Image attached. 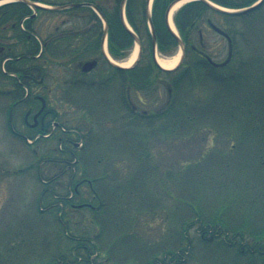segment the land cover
Wrapping results in <instances>:
<instances>
[{
    "label": "rangeland",
    "instance_id": "obj_1",
    "mask_svg": "<svg viewBox=\"0 0 264 264\" xmlns=\"http://www.w3.org/2000/svg\"><path fill=\"white\" fill-rule=\"evenodd\" d=\"M48 1L63 4L90 0ZM94 1L108 10L112 9L115 1L117 4L121 2ZM221 1L241 5L253 0ZM129 2L138 23L145 28L144 16L143 20L139 19L141 11H145V0ZM187 3L185 0L173 14L179 34L181 30L177 16L187 26V15L194 17L199 12L193 6L182 11ZM198 15L189 22L198 24L192 31L196 45L201 47L200 28L205 42L203 51L214 60L220 61L227 56L229 44L223 35L211 27L209 20L234 37L235 54L230 67L221 69L222 73L219 71L213 76L208 73L205 78L202 75L205 68L197 66L195 72L191 70L185 80L187 85H191L188 91L180 89V85L174 86V80L186 72L190 56L191 59L194 57L191 51L184 64L172 74L154 70L156 75L152 76L149 87L137 89L132 86L127 91L138 115L159 112L170 94L177 97L188 95L190 98L193 93L194 101L207 100L204 104H190L192 111L200 116L195 125L199 132L189 139L164 136L159 131L161 120L148 126L142 119L135 122L122 119L125 115L129 118L130 106L123 107V99L117 95L116 107L112 105L110 108L112 100L108 92L107 99L103 101L107 100L105 114L101 118L94 114V120L87 123L80 109L82 106L78 105L82 102L74 100L66 103L63 99L64 89L75 77L86 81L107 78L111 69L103 60L96 69L85 74L74 71L75 65L84 59H78L72 65L50 64L47 73L37 77V81L44 79L42 83L27 84V90L32 94L45 96L48 108L57 114L56 120L67 128L78 127L85 132L82 145L85 150L89 143L85 144L86 138L90 137L89 141L95 146L98 144V149L89 153L91 162L85 165L87 175L98 177L96 187L103 205L97 215L90 208H72L62 204L65 207L60 209L62 205L55 201L53 192L64 195L70 192L72 172L63 173L61 157H50L54 156L52 149L60 147L58 136L44 137L28 145L20 135L11 131L8 124L9 109L16 96L13 93L10 96L0 94V264H65L66 258L62 254H81L83 250L77 245L83 246L81 239L84 238L95 239L101 249L96 248L100 254L90 257L95 264H261L258 257L246 263L236 247H227L219 241L222 236L219 239L210 234L203 237V227L198 222L194 206H203L199 204L201 202L204 204V214L213 213L220 207V200L217 204L213 201L216 195L230 198L228 201L232 202L240 193L253 188V181L264 179V2L243 15L226 16L211 8L203 9ZM34 19L35 32L42 42L97 24L92 11L86 7L38 10ZM142 33L144 52L141 65L147 67L152 61L150 41L149 36ZM9 34H13V31L10 30ZM3 41L10 40L5 38ZM137 45L135 42L122 62L130 59ZM170 45L166 51L159 49L158 53L175 54L179 46ZM112 82V90L118 92L122 79L115 78ZM11 87L12 83L4 85L0 82V88L6 90ZM93 92V89L84 90L80 96L94 102ZM27 108L23 104L14 111L15 130L23 134H29L24 123ZM206 112L211 114L212 119L208 120L209 125L205 123L200 126L201 115ZM32 119L31 116L29 120ZM123 121H126L125 124ZM151 127L157 129V134L151 132L148 138H141V134ZM122 140L123 144H120ZM114 144L120 152L114 153L113 149L104 148L105 145L112 147ZM82 146L79 147L83 149ZM141 147L149 149L151 163L147 170L138 163L139 158L145 156ZM100 153L108 157L101 161L106 163L93 162L92 158L101 156ZM196 161L199 162L194 168L187 171L186 166ZM106 168L110 174L103 176ZM79 173L78 178L84 176ZM195 181L204 186L194 185ZM46 186H50L51 190L44 191ZM218 186L224 190L219 192ZM116 187L119 194L115 193ZM197 192L202 195L195 200L193 196ZM205 195L208 197L206 200ZM86 200L93 204L99 201L93 199L91 193ZM172 249L174 255L170 257ZM73 256L71 264H83V261H75L78 258Z\"/></svg>",
    "mask_w": 264,
    "mask_h": 264
},
{
    "label": "trees",
    "instance_id": "obj_2",
    "mask_svg": "<svg viewBox=\"0 0 264 264\" xmlns=\"http://www.w3.org/2000/svg\"><path fill=\"white\" fill-rule=\"evenodd\" d=\"M45 1L49 2L48 0ZM90 1L96 3L100 7L108 21L109 50L111 54L116 58L126 57L129 53V50L134 44V38L122 23L120 16V4H117L115 1L112 9L108 10L104 5L99 4L94 0ZM172 1L173 0H155L154 2L153 23L157 33L158 43L161 51H166V49L171 46L170 44H177L175 38L168 29L165 20L166 10ZM228 5L235 4L228 3ZM192 6L199 12H197L194 17L192 15L189 16L186 14L187 17L185 18L186 20H184L186 21V24H188L187 26L183 24V20L181 19V17H179V15L177 16V22L180 25L182 31L187 30L192 24L189 23L190 19L198 18V13L203 11V9L208 8L203 2L194 1L188 3L182 11H185V9L189 7L191 8ZM89 9L92 11L93 17L96 20L97 24H94L85 30L73 31L69 34L57 36L56 38L44 39L43 46H41L40 40L36 36L37 33L35 32V26L33 25V21L35 19L28 17L32 14V9L30 8V6L19 1L9 2L0 6V53L3 52L2 58H5L6 56L11 57L6 63L7 72L2 69L0 70V82H2V84L4 85H10V83H12L15 86V89L18 93L15 99L21 100L24 97L25 93L24 83L29 84L30 82H32L31 80H36L39 76L43 77L47 73V68L50 64L68 63L69 65H72V63L78 59L86 60L94 56L102 55L101 43L103 36V24L97 13L92 8ZM42 10L52 11L48 9ZM127 11L130 23L133 25L141 38L143 39L142 32H145L149 36L148 38L150 41L149 44L152 55V36L149 29H147L148 25H145V28L141 27V24L138 23V20L133 14L130 2L128 3ZM142 15L144 16V20L147 24V16L144 10L141 11V17L139 18L141 20H143ZM10 30L13 31V34H9ZM9 37H12V39H10ZM5 38H8L10 41L4 42L3 40H5ZM82 61L75 65L74 71L76 72V74H80L82 72L80 68ZM108 65L111 69V72L109 73L110 75L105 79L99 81H85L80 79V77H75L67 86H65V95L63 99L66 100V103H68V101L74 102V100L82 102V104L78 103V105L82 106L80 107V109L82 111V115L84 116L83 119L87 123H91L94 120L95 115L101 118L105 114L104 111L108 109L104 108L107 100L105 102L103 101L107 99V92L109 93V97L112 100V103L110 102V108H112V105L116 107L115 99L117 95H120L119 98L123 99V107H129L130 103L128 100L127 92L129 87L135 86L137 89H144L149 87L153 81L152 76L156 75L154 74V70H156L157 72H164L166 74L173 73L172 71H166L160 68L155 63L153 56L152 61L147 64V67L142 66L141 63L132 68H117L112 66L111 64ZM205 70L206 73H204ZM205 70H203L202 72V75L205 78L208 77V73H212V76L216 73L214 71H210L209 69ZM9 72L14 73L15 75H11ZM190 74V64L187 63L186 72L177 76L178 78L174 80V86L180 85V89L184 88L186 91H188L187 89L191 85H187V82H185V80L190 76ZM115 78L122 79L121 84L118 86V92L117 90H112V85H114L112 81ZM19 79H21V81ZM92 89L94 90V92L91 95L92 99L94 98L95 100L94 102H92L90 99H84L80 96V92ZM65 96L67 97V99L65 98ZM32 100L35 102L33 98ZM191 103L204 104L207 103V100H205L204 102H196L194 101L193 93L192 95H190V98L188 97V95L186 97H177L172 95L167 100L166 105L155 114L138 115V112L131 107L129 118L125 115L122 119H131L134 122L138 119H142L141 121H146L148 126H151V124L157 122L158 120H161L159 131L160 133H163L164 136L184 137L189 139L192 135L199 132L198 127L196 129L195 125L197 124L196 119L200 116L199 114H197V116L196 113L192 111L191 107L193 106L190 107ZM51 115L52 120L57 116V114L54 113L53 109L51 111ZM210 116L211 114L209 112L203 113L201 115V119L199 120L200 126L204 125L205 123L209 125L208 120L212 119ZM52 120L50 119L47 122L45 129L40 128L39 130H37L28 127V130L31 134H35L37 132L46 133L48 132L47 126L51 125ZM123 122V124H125L126 121ZM188 123L190 125H188ZM90 130L91 129L89 128V131ZM156 131V128L151 127L149 128V130L141 134V138H148L149 133L151 132L157 134ZM91 134H93V131ZM57 135L59 142H64V148L67 147L71 149L69 157L67 158V164L73 165V167L71 166V168L77 166V172H80L79 174H84V176L79 178L75 177L72 187L69 186V189H71L67 195L59 192H53L55 201L60 205L65 204L66 206H72V208H90L91 210H95L93 212H95V215H97L100 212V206L103 205V199L99 196L98 189L96 187V180L98 181V177L87 175L85 165L88 163V161L91 160V158L89 157V153L91 151L92 153L96 151L98 149V144L97 146H95L96 144L91 142V140L89 141L90 137L89 139L86 138L85 144L88 142L89 143L88 146H86V150L84 149L85 146L83 147V150L81 148H77L75 145L76 140H78L79 138L78 135L62 133H59ZM121 143L123 144V140L120 142V144ZM107 147L109 148V150L113 149L114 153L119 150L116 144H114V146L112 147H110L109 145H105L104 148H106L107 150ZM141 148L142 153H144L145 156L144 158H139L138 163H140L139 166L144 169L146 168L147 170L149 163H151L149 149L147 147ZM63 149H52V152L54 154H61L62 159L65 158V150ZM127 149L129 150L130 146L127 147ZM100 155L101 156L97 158H92V160H94L93 162L98 161V164L106 163L101 161L107 160L108 157L105 158L101 153ZM107 155L110 154L107 153ZM121 155L122 154H120V156ZM75 159H78L76 163L74 162ZM122 159L127 160L125 158ZM198 162L199 161L191 162L186 166V170L188 171L192 167L194 168V166ZM67 164H64V166H66ZM141 167L139 168L140 170L142 169ZM155 167L158 168L157 164L155 165ZM78 168L80 169L79 171ZM104 171L105 172H102L103 176H107L110 174L108 168L104 169ZM55 178H57V176L53 179ZM41 180H43V178H41ZM45 183H48V181ZM195 184H199V182L195 181L194 185ZM199 186L203 187L204 184H199ZM220 187L221 186L217 187L219 188V192L224 190V188ZM252 187L253 188L251 189L247 188L248 190H245L242 194L240 193L238 198L233 200L232 202L228 201L230 198L216 195L213 201H216L214 203L217 204L220 200V207L213 211V213L204 214L203 211H205V208L204 204H202L201 202H199V204L203 206L197 205L194 206V208L196 207L195 213L198 222L203 227L201 231L203 237H208L207 234H210L212 237L216 238L222 236L220 237V239L218 238L219 241L227 247H236L240 252V256L244 258L246 263H250L252 261L249 260H254V257H258L260 258V263L264 264V179L253 181ZM50 190V186H46L44 191ZM114 190L115 193L119 194V190L117 189V187L114 188ZM90 193L92 194L93 199L99 200L98 204H93L86 200V198L88 199V194ZM200 194L201 192H197L195 196H193L195 197V200H197V198H201ZM204 198L206 200L208 197H206L205 195ZM114 202H116V200ZM54 205L55 204H53V206ZM63 206L64 205L60 207L61 210L63 209ZM109 211L111 210L109 209ZM81 240H83L84 245L82 246L81 244H78L77 247L83 250V254H75V256H73V252H71V255H66L65 253H63L62 255L66 258V260L64 259L65 264L73 263L72 256L78 258L77 260H75L77 262L83 261V264H93L94 260L90 259L91 255H94L96 252V254H100L96 250V248H98L99 250L101 249L98 247V244L95 243V239L91 240L84 238ZM182 241L184 242V239H182ZM180 250L181 247L178 251ZM173 252L174 250L172 249V251H170V257H173Z\"/></svg>",
    "mask_w": 264,
    "mask_h": 264
},
{
    "label": "flooded vegetation",
    "instance_id": "obj_3",
    "mask_svg": "<svg viewBox=\"0 0 264 264\" xmlns=\"http://www.w3.org/2000/svg\"><path fill=\"white\" fill-rule=\"evenodd\" d=\"M209 23L211 25V27L213 29H215L218 33H220L221 35H223L227 40H228V44H229V51L227 56L223 59V60H214L213 57H211L207 52L203 51V49L205 48V42H204V38H203V32L202 30L199 28L198 29V33L200 35V46L196 45V41H195V37L193 36L192 31L194 32V30L197 27V23L193 22L189 28L187 30H184L182 32V35L185 39V44H186V55H185V59L184 62L187 58V56L190 54V52L192 51L194 54V57L191 59V54L190 56V70H194L196 67H205L206 69H209L210 71H214L216 73L219 72L220 69H227L229 66V63L232 62L233 58H234V54H235V48H234V37L232 36V34H230L228 31H226L225 29L217 26L216 24H214L213 21L209 20ZM40 40V38H38ZM41 46H43L42 40H40ZM3 56V52L0 53V64H1V69L4 70L5 72H7L6 69V63L7 61L11 58L10 56H6L5 58H2ZM98 59V65L100 63L101 60H103L105 63L106 60L105 58L101 55V56H95ZM183 62V63H184ZM96 69V67L94 68ZM93 69V70H94ZM11 75H15L12 72H9ZM222 73V72H221ZM222 75V74H221ZM82 79V78H80ZM21 81V79H19ZM43 78H41L39 81L36 80H31V83H42L43 82ZM83 80V79H82ZM86 81V80H85ZM28 83H24V87H25V93H24V97L20 100V99H15L13 101V103L10 106L9 109V114H8V124L9 127L11 128V130L16 134H19V132H16V124L14 125V111L17 110V107L21 104H26V106L28 107L25 115H24V123L32 129H37L39 130L41 129H45L47 122L51 119L52 120V116H51V109L48 108V102L47 99L45 98L44 95L39 94V93H31V91L27 90V85ZM13 85V84H12ZM13 93L14 96H17V90L15 89V86L13 85V87L11 88H0V94H6L8 96H10L9 94ZM32 98L35 100V102L32 100ZM32 103V104H30ZM39 104V107H37ZM45 105L43 108L42 106ZM38 114V115H37ZM37 115V116H36ZM32 116V121H30V117ZM51 116V117H50ZM48 128V132L46 133H42V132H37L34 135L35 137L42 139L44 137H54V136H58L57 134L62 133V134H74V135H78L79 138L78 140H80L81 143L84 142V138H85V132L79 130L78 127H76V129L74 128H67L66 126L63 127L62 122L56 120V118H54L51 121V125L47 126ZM58 138V137H57ZM78 140H76V147H79L78 145ZM64 144V142H62V145ZM63 150H65L64 155L65 158H60V162L61 164H67L68 160L67 158L69 157V153H70V148H64ZM50 157H61V154H54V156H50ZM59 160V159H57ZM78 159H76L77 161ZM71 166L73 167V165L67 164L64 168H63V173L67 174L69 172H72L71 175V179H70V184L69 186L72 187V184L75 180V177H77V169L71 168ZM93 264H95L93 262Z\"/></svg>",
    "mask_w": 264,
    "mask_h": 264
},
{
    "label": "water",
    "instance_id": "obj_4",
    "mask_svg": "<svg viewBox=\"0 0 264 264\" xmlns=\"http://www.w3.org/2000/svg\"><path fill=\"white\" fill-rule=\"evenodd\" d=\"M16 1L24 2V3H26L27 5H29V6H31L33 8L45 7V8H51V9H66V8H71V7L91 6L95 10H97L99 15L105 21V37H106V33L108 31L107 21H106V19L104 17V14L102 13V11L95 4H93L91 2H86V1L85 2H71V3H67V4H63V5L46 6V5H43V4H41V3H39V2H37L35 0H0L1 3L16 2ZM146 1H147V17H148L150 29H151L152 36H153V54H154V58H155L156 62L159 64V66L161 68H163L165 70H175L181 65V63H182V61L184 59V56H185V50L186 49H185V43L182 40V38L180 37V35L171 27L169 19H170V13H171V10H172L173 6L176 3H178L179 1H181V0H174L171 3V5L169 6V8L167 10V13H166V21H167L168 27H169L170 31L172 32V34L174 35V37L178 40V42L180 43V46H181V57H180V60H179L178 64L174 68H165V67H163L159 63V61L157 59V35H156V30H155V27H154V23L152 21V0H146ZM198 1L204 2L206 5L210 6L211 8H213L215 10H218L220 12L227 13V14H233V15H241V14L248 13V12L260 7L262 5V3L264 2V0H257L256 2H254L251 5L240 7V8H236V9H230V8L221 6V5L215 3V2H213L211 0H198ZM126 3H127V0H122V3H121V19H122V22H123V25L125 26V28L134 36L136 42L139 45L138 58L133 64V66H136L139 63V61H140V59L142 57V50H143L142 49V42H141L140 37L137 35V33L128 25V23L126 21V12H125ZM102 49H103L104 55L107 57V59L114 66H116L117 68L129 67V66H124V65L120 64L118 61H115V60L111 59L108 56V54L106 53L104 44H103ZM97 64H98V59H90V60H87L86 62H84L83 66H82V69H83V71H90L91 69L96 67Z\"/></svg>",
    "mask_w": 264,
    "mask_h": 264
},
{
    "label": "bare ground",
    "instance_id": "obj_5",
    "mask_svg": "<svg viewBox=\"0 0 264 264\" xmlns=\"http://www.w3.org/2000/svg\"><path fill=\"white\" fill-rule=\"evenodd\" d=\"M185 2V0H182L178 3H176L172 10H171V13H170V25L171 27L176 31V27H175V23H174V20H173V14L175 12V10H177V8L183 3ZM1 3V2H0ZM137 53H138V47H136L130 57V59L126 62H123L122 64L125 66L127 65H131V63L135 60V58L137 57ZM180 57H181V52H177L176 54H173L171 56H164L163 54L161 53H158L157 55V59L159 61V63L165 67V68H174L179 60H180Z\"/></svg>",
    "mask_w": 264,
    "mask_h": 264
}]
</instances>
